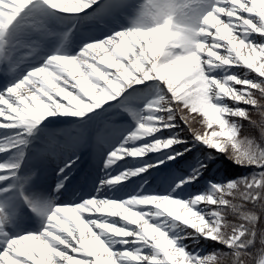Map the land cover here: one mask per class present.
<instances>
[{
  "label": "snow or ice",
  "instance_id": "snow-or-ice-1",
  "mask_svg": "<svg viewBox=\"0 0 264 264\" xmlns=\"http://www.w3.org/2000/svg\"><path fill=\"white\" fill-rule=\"evenodd\" d=\"M94 4L99 0H0V73L10 77L0 88V129L15 130L0 138V152L24 145L26 135L49 116L82 117L115 107V116H127L133 126L106 153L104 167L150 152L161 153L163 159L107 176L101 184L119 183L182 157L173 147L185 143L174 131L180 126L178 113L195 141L260 171L222 183L209 180L206 191L188 200L138 193L123 200L93 196L52 209L25 193L27 178L17 175L19 160L0 161V182H6L0 186V264H233L237 251L246 257L249 238L256 233L250 231L255 217L245 205L264 209V147L240 139L238 120L255 123L240 105L264 113V39L252 38H264V0H143L139 17L129 27L90 39L74 54L57 47L41 55L33 36L49 35L47 11L77 16ZM129 6L128 0L100 4L104 11ZM144 16H152L155 25L141 23ZM33 56L39 63L20 71ZM217 68H223L224 75H213ZM229 68L246 71L239 76ZM249 72L255 73L251 79ZM149 84L157 86L156 92L140 106L134 93ZM197 119L203 131L192 127ZM205 168L206 161L199 162L177 186L191 183ZM236 199L241 203H234ZM19 201L45 218L39 231H6ZM228 210L244 222L229 223ZM165 220L231 251L190 253L180 243L182 237L169 234ZM117 242L135 247L116 249ZM257 264H264V250Z\"/></svg>",
  "mask_w": 264,
  "mask_h": 264
},
{
  "label": "rangeland",
  "instance_id": "rangeland-1",
  "mask_svg": "<svg viewBox=\"0 0 264 264\" xmlns=\"http://www.w3.org/2000/svg\"><path fill=\"white\" fill-rule=\"evenodd\" d=\"M140 1L143 2V0ZM140 1L128 0L130 6L119 11H121L122 14H125L128 17H130L129 15L131 13L132 15L131 17L133 18L136 15L139 5L142 3ZM130 7L133 8V11L130 10ZM50 17L51 14H49V12L47 11L44 15V20L49 35L52 36L53 34L55 35L57 33L58 27L59 26L61 27L64 24H62V22L61 23L56 22V20L52 18L53 19L52 22H54L55 25L50 22L52 24L51 25L50 23H48L49 22L48 19ZM49 35L42 36L40 34H35L33 36V41L42 47L40 50L41 55H47V53L50 50ZM61 38L63 39V35ZM252 38L256 39L257 41H259L260 39H264L261 37H257L255 34H252ZM21 55H23V53H21ZM33 57L26 58L23 64L28 65ZM36 58L38 59V57ZM228 71L236 75L243 76L246 70L243 68H229ZM252 74L255 73L249 72L247 74L248 78L251 79ZM213 75L216 76L224 75V69L223 68L215 69L213 71ZM237 87L239 86L237 85ZM156 89L157 86L155 84H149L147 87L137 88L136 92L134 93V95L137 97L136 103L142 106L146 99L152 98V96L156 92ZM225 102L230 103V101H225ZM116 111L117 109L115 107H112L106 110L97 109L95 110V112L87 113L82 117H76L68 114L52 115L49 117V119H51L52 121L61 119L67 123H64L62 125L58 124L57 127L51 129H49V127L38 128L35 130V133L41 136L42 138H45L47 136H53V134L54 136L60 134V136H65L66 138H69L70 144L72 145L79 144L82 147H85V144L88 141H90L91 135L94 136L93 144L95 148V153L97 152V157H98L97 162L101 163L100 167L102 170H107L104 174L107 176L114 177L118 173L124 171L125 169H138L144 165L153 164L156 160L163 159L161 153L150 152L143 157H138V158L126 157L123 160L117 161V163L113 164L109 168L104 167V156L106 155V153L111 149L112 146L119 143V141L123 138L126 132L133 126L131 119L128 118L127 116L116 117L115 116ZM178 114H177V122L180 123V126L178 129H175L174 131H178L179 133H181L182 132L181 130L183 129V131L185 130L188 133V136H182L185 140L184 144H177L173 146L176 149V151L183 152L182 157H177L176 160L174 161L166 160L164 163L160 164L159 166L148 167L143 172H138L135 175L128 176L122 182L109 184V187L106 189V191H109L108 194H103V195L101 194V196H95L92 194L85 195L82 200L93 196L123 200L129 196H133L138 193L157 194V195L170 194L172 196L179 197L184 200H188L191 196L206 191L208 188V182H206L204 184V187L201 188H199L195 184L196 183L195 180H193L191 183H185L183 185L177 186V182L183 179L185 176L191 174L193 169L197 167V164L201 162L199 159L197 161L194 160L192 161V163L188 164L185 171L180 170L178 163L185 158L184 157L186 155L185 153H187L186 151H184V148H189V149L194 148V150L197 148L198 150V147H205L203 144L195 141L192 138V133L188 131L187 126H185L182 122L179 121ZM192 127L200 131H203V126L199 123V119L193 121ZM101 129H103L102 136L98 135ZM14 131L15 130L13 129H0V138L10 137ZM139 142L140 141H137L136 143ZM22 151H23V145L18 146L16 149H14L11 152H5L3 154H0V161H6V162L17 161L19 154H21ZM195 152L196 154L198 153V151ZM84 153L85 152H83V154ZM76 155L80 156V154L78 153H76ZM86 156H87L86 154L83 155V158H85ZM97 162L95 163V165L97 164ZM203 175H204V170L200 172L199 178H201ZM73 176H75L74 171H70V172L65 171L64 174L65 178L63 179V182L69 184L71 180H73ZM10 182L11 181H9L8 183ZM78 185L80 188V184ZM165 187L167 188V190H164L162 192L159 191L160 188H165ZM97 188H98L97 183H94L93 189H97ZM171 189L174 190L175 192L174 194L171 193ZM46 195L47 196L50 195L48 190L46 192ZM28 196L31 197V194H29ZM47 196L44 197L42 200L44 203L48 202ZM34 197L31 198L37 199L36 195ZM109 220L117 224L123 223L122 221L114 217H109ZM174 223L175 222L173 221L165 220L164 226L168 229L170 235H178L182 237L180 243L186 248L187 251H189L190 253H197L201 256L209 254L206 252L208 248V242L215 240L205 239L203 236L200 235H191L189 234L192 232L190 228H187L183 225H176L175 227H173L172 225ZM222 245L225 246L223 243ZM113 247L119 249L121 247H125V248L135 247V245H130V244L121 245L117 242L113 244ZM144 251L150 252L151 250L145 248Z\"/></svg>",
  "mask_w": 264,
  "mask_h": 264
},
{
  "label": "trees",
  "instance_id": "trees-1",
  "mask_svg": "<svg viewBox=\"0 0 264 264\" xmlns=\"http://www.w3.org/2000/svg\"><path fill=\"white\" fill-rule=\"evenodd\" d=\"M252 77L255 74L251 75ZM247 108L251 120L255 123H251L248 120L239 119L238 122L241 125L239 129L240 139H248L255 142L259 147H264V117L261 116V113L251 106L242 105ZM194 126V125H193ZM185 133L182 130V133ZM200 158L203 159V162L206 161V168L204 173V178L199 182L200 185H204L207 180H215L217 183L226 182L228 180H235L238 177L249 176L253 171H260V169H253L252 166H242L239 163H234L227 155L219 152H215L209 148H201ZM194 160V159H193ZM196 160V159H195ZM185 164L188 165L192 161V156L187 157ZM232 199L231 197H228ZM234 203H241L238 199L233 200ZM246 211H250L257 214V222L255 228V237L253 244L249 246L248 255L244 257L247 264H256L259 259V254L261 250H264V243L260 239V231L264 230V210L261 209L260 205L253 207L251 203L245 205ZM226 219L229 223H241L242 221L238 216L232 214L231 210L226 212ZM207 251L209 252H230L231 250L222 245L217 241L208 242Z\"/></svg>",
  "mask_w": 264,
  "mask_h": 264
},
{
  "label": "bare ground",
  "instance_id": "bare-ground-1",
  "mask_svg": "<svg viewBox=\"0 0 264 264\" xmlns=\"http://www.w3.org/2000/svg\"><path fill=\"white\" fill-rule=\"evenodd\" d=\"M104 2H105V0H99V4L97 6H95L96 4H94L90 9L80 13L77 16H70V15H67V14H64V13H60V12H52V13L53 14H57V15L63 17L64 19L68 20L67 22H70L68 24L69 27H76V26L82 25V24L86 23L84 21H91L94 18L98 19V18H103L104 16L105 17H110V21H108L109 22V27H108L106 33H104L105 35L110 34L111 31H109V30H112V29H110L111 27H114L113 30L115 31V30H118L120 28L129 27L132 24L131 21L128 22L127 19L122 18L123 17L122 15H121L120 18L114 16V15H116L118 13L117 11H104V10H102L100 8V4H103ZM140 2H142V1H140ZM123 19L126 20V22L124 24H126L128 22L126 25H124L122 23ZM91 22H94V21H91ZM97 31H99V30H97ZM95 35H96V30L93 31L92 34H87L86 32H84L83 35H81L82 36L81 39L89 40ZM67 37H68V39H73V40L74 39L79 40V38H80V37H77V36L74 35V31L73 30L70 31V34H67ZM79 48L80 47H74L71 50V53L74 54L75 52H77L79 50ZM35 64H37V62H30L28 65H22V66H20V71L25 70L27 67L34 66ZM9 79H10V77L6 78L2 73H0V85H1L0 88H3L5 86V84L7 82H9ZM49 117L45 118L40 123H46V122L51 121L49 119ZM67 157H68V155H67ZM97 166L95 167L96 171L93 174L92 180H94V182L97 183V187L98 188L92 190L91 187L88 186L87 189H86L87 190L86 193L92 194V195H95V196H101V194L103 195V194H108L109 193V191H106V189L109 187V184H101V181L104 180L107 177V175H104L107 170H102L101 167H99L98 164H97ZM164 190H167V188L165 187V188H160L159 189L160 192H162ZM30 191H31V195L33 197V195H34V193H32L33 189L31 188ZM171 193L174 194L175 193L174 190L171 189ZM83 195L84 194H77V193H74L72 195H67V196H64L63 198H58L57 201L54 202V204H56V205H71V204L79 203V202L82 201V199L84 197ZM39 197H40L39 198L40 201H42L43 198L45 197V188L40 189ZM51 198H52L51 196H48V200H51ZM66 202H68V203H66ZM49 204L51 205V204H53V202L50 201ZM16 213H17V211H16ZM44 220H45V218L43 217L42 225L44 223ZM21 227L22 226H16V225L14 226V225H9L8 224L7 227H6V231H8V233L10 235H15V233ZM39 230L40 229L38 228V229L33 231L32 229L28 228L27 232H36V231H39ZM22 233H25V232H21L20 234H22Z\"/></svg>",
  "mask_w": 264,
  "mask_h": 264
},
{
  "label": "clouds",
  "instance_id": "clouds-1",
  "mask_svg": "<svg viewBox=\"0 0 264 264\" xmlns=\"http://www.w3.org/2000/svg\"><path fill=\"white\" fill-rule=\"evenodd\" d=\"M138 17H139V8H138V10L136 12V15H135L133 21L136 20ZM141 23H143L145 25H148V26H154L156 21L153 19L152 16H144V17L141 18ZM261 116L264 117V113H262ZM238 124H239V122H238ZM240 127H241V125L239 124V128ZM56 206L57 205L54 204V203L51 204L52 209H55ZM262 210H264V209H262ZM252 215L255 217V220L250 226V231L251 232H255L256 222H257L258 217H257L256 213H252ZM259 235H260V239H261L262 243H264V230H261ZM253 240H254V238L250 237L248 242L252 245L253 244ZM245 255H246L245 252L237 251L236 256L238 257V260H234L233 264H247L246 260L244 259Z\"/></svg>",
  "mask_w": 264,
  "mask_h": 264
}]
</instances>
